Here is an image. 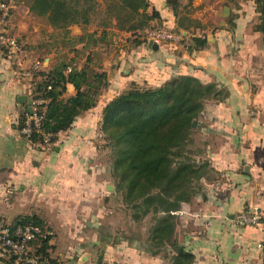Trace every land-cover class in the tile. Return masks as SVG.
<instances>
[{"label":"crops","instance_id":"obj_1","mask_svg":"<svg viewBox=\"0 0 264 264\" xmlns=\"http://www.w3.org/2000/svg\"><path fill=\"white\" fill-rule=\"evenodd\" d=\"M13 3V29L26 45L39 31L30 8L20 0ZM223 6V12H215V23L209 20L208 27L196 30L209 39L203 49L190 52L178 39L155 40L158 48H154L151 38L135 47H121L117 54V49H111V65L104 60L109 86L97 105L78 115L50 147L30 141L19 128L21 111L30 100L34 68L29 67L39 60L34 46L26 45L20 59L0 49V216L13 222L35 214L48 229H68L83 222L79 216H69L89 212L93 195L96 204L104 195L93 163L98 162V128L105 104L131 80L159 84L189 73L203 82H215L223 94L210 98L198 118L202 148L196 157L207 166L197 181L200 186L194 184L195 192L178 211V240L194 254L193 264H264V230L235 221V214L254 201L263 199L264 204V31L257 27L259 12L243 3ZM163 10L162 16L171 24L169 9ZM69 28L71 35L85 30L76 23ZM56 54L53 50L44 59L43 68H50ZM24 68H29V75L21 74ZM74 92V85L68 83L65 95ZM24 95L25 101L20 100ZM88 166L93 173L86 172ZM55 237L50 240L53 257L66 264H97L94 252L103 238L81 236L64 247ZM125 244L108 240L99 262L115 264L117 258L124 262L119 264H168L170 260L164 252L153 254L135 242ZM0 264L8 262L0 259Z\"/></svg>","mask_w":264,"mask_h":264},{"label":"trees","instance_id":"obj_2","mask_svg":"<svg viewBox=\"0 0 264 264\" xmlns=\"http://www.w3.org/2000/svg\"><path fill=\"white\" fill-rule=\"evenodd\" d=\"M27 1L30 11L46 17L53 27L62 28L63 37H67L68 42L75 46L69 60L64 54V58L54 60L50 68L42 66L32 69L30 100L24 104L20 114L21 130L31 99L36 96L49 97L43 127L54 133V142L59 132L70 128L78 115L97 105L103 90L110 84L104 60L111 49H117V54L119 48L111 44V21L106 23L109 15L105 22L98 23L96 29L88 30L95 11V0ZM255 1L260 17L257 27L264 31V0ZM166 3L175 16L176 25L157 29L181 33L182 39L178 42L190 52L205 48L209 43L207 35L196 32L204 24L191 17L187 9L184 11L186 4L183 0H166ZM150 5L149 0H117L109 5L108 12L116 20L112 26L137 34L128 38L127 47L138 46L149 39L146 31L154 26L151 24L153 20L162 23L160 9L152 6L149 10ZM75 23L85 28L83 34H70L69 26ZM183 30H187V34H183ZM77 44H81V47ZM79 55H85L81 63L77 61ZM68 83L74 85L75 92L66 96ZM222 94L215 82H203L193 74L179 73L159 84L131 80L102 110L100 129L111 148L117 188L133 209L135 219L149 214L153 218L147 239L136 237L131 241H138L141 250L169 255L168 264L194 262V254L177 237L178 211L195 192L194 184L205 173L207 166L206 162L197 159L191 147L195 141L198 118L207 101L221 98ZM27 139L38 143L42 140L37 133ZM28 219H34L43 229H48L35 214L24 215L13 224ZM52 237L51 233L30 241L27 256L35 258L37 264H66L51 255Z\"/></svg>","mask_w":264,"mask_h":264},{"label":"rangeland","instance_id":"obj_3","mask_svg":"<svg viewBox=\"0 0 264 264\" xmlns=\"http://www.w3.org/2000/svg\"><path fill=\"white\" fill-rule=\"evenodd\" d=\"M25 5L29 7V2L27 0H22ZM114 1L117 2V0H95L94 6L95 11L92 13V22L89 24V27H95L98 25V23L105 22V19L110 16L109 21L107 20V24L110 23L109 29L113 32L112 33V46L114 48H123L126 49L128 46V38L134 37L130 31H123L119 30L117 28H114V25L116 23V20L114 16L111 18V13L108 12V7L111 3H114ZM150 1V7L149 10H151L152 6L158 5L160 11H162L164 8L169 9L170 18L172 19L171 24L169 22H166L168 20L165 16H162V23H158L156 20L152 21L153 27H149L146 31V35L149 38H152L154 36L153 32L158 31L157 28L162 27H175V16H172L171 9L166 5L163 4V1L166 0H149ZM155 1V2H153ZM228 3L230 7L234 6H240V3H243V6H248V9L251 11H257V3L255 0H183V3L186 4L184 11H187L189 15L195 19H199L204 25L205 28L208 27V23L210 25L209 20H212V23H215V12L221 13L223 12L222 8L224 7V3ZM155 3V5H153ZM187 9V10H186ZM165 11V10H163ZM258 12V11H257ZM31 13V19L34 20L36 23V31H39V35H37L32 41L33 42H26V45H32L34 46V49L36 50V57L41 59V61L44 62V59L47 57H50L51 53L55 48L58 50L57 54L52 58V61H56L58 58H64V54L67 55V60H69L71 54L74 51L72 48L73 46L70 42H68L67 37H63V29L62 28H56L53 27L49 22L48 19L44 16L38 15L30 11ZM28 13V14H30ZM174 19V21H173ZM204 21V22H203ZM208 21V22H207ZM35 33L33 32L32 35ZM140 37H142V34H139ZM164 40V39H163ZM181 40V39H178ZM70 41V40H69ZM78 47H81V44H77ZM73 55V54H72ZM85 55H79L77 58V61L79 63L83 62V58ZM114 56L111 57L109 55L106 60L109 61V64L111 65L112 60ZM104 60V57H103ZM50 61V59L46 60ZM54 61V62H55ZM148 81V80H146ZM143 83V82H142ZM98 146L100 148L98 157V162L93 163L94 169H97V173L99 175V178L102 179V189H103V198L98 201V204H96V200L94 198L91 199L93 201V204L90 205L92 209L88 212H81V213H72L69 216V219L76 218V216H79L81 221L78 225L71 226L68 229H49L54 236H56V241L61 242V246L67 247L69 245V241L75 240L78 237L81 236H89V237H96V238H103V240L100 242L98 250H96L95 257L93 261H96L97 264H105L104 260L99 262L100 259V253L104 250L105 243L113 240V242H126L127 244L129 242H135L138 247V241H131L132 238L140 237L141 240L147 239L148 233H149V227L153 222L152 215H146L145 217L137 220L133 217V209L130 208L127 203L124 201V196L121 190H118L117 183L118 179L114 175V169H113V161L111 158V148L108 145V141L106 136L103 135L102 130L100 129V125L98 128ZM195 141L193 145L191 146L193 149V154H201V136L199 133L198 128L195 130ZM90 170L91 167H86L87 170ZM93 173V168L89 171V173ZM109 185H112L113 188H109ZM196 186H200L199 182L195 183ZM92 185H89L88 190L89 192L92 191ZM93 192V191H92ZM95 194V193H94ZM105 238V240H104ZM58 244V243H57ZM125 244L124 247H128V245ZM59 245V246H60ZM139 248V247H138ZM139 249H137L138 252ZM163 254V252H161ZM115 258V262L117 264L124 263L123 261L120 262V260H117ZM115 263V264H116ZM107 264H110L107 262ZM113 264V263H111Z\"/></svg>","mask_w":264,"mask_h":264},{"label":"built area","instance_id":"obj_4","mask_svg":"<svg viewBox=\"0 0 264 264\" xmlns=\"http://www.w3.org/2000/svg\"><path fill=\"white\" fill-rule=\"evenodd\" d=\"M14 0H0V49L11 58H21L25 53L24 42L20 35L14 31L11 20L14 9ZM151 39L156 41L166 39H181L182 34L176 31L161 29L153 32ZM42 62L34 60L29 68H41ZM29 68L21 69V74H30ZM51 88V85L49 86ZM49 97L36 96L31 99L29 111L26 113L25 124L21 128L22 134L29 138L33 133L41 136L40 144L50 147L53 143V132L46 131L43 127L44 111L49 103ZM252 113H257L256 109ZM263 199H258L251 205L235 214V221L239 225H257L264 230V204ZM52 232L43 229L34 219L13 224L6 217L0 216V259L10 264H25V262L36 263L37 260L27 256L29 242L37 237H46Z\"/></svg>","mask_w":264,"mask_h":264},{"label":"water","instance_id":"obj_5","mask_svg":"<svg viewBox=\"0 0 264 264\" xmlns=\"http://www.w3.org/2000/svg\"><path fill=\"white\" fill-rule=\"evenodd\" d=\"M149 44L152 45L154 48H158V43L154 39H150ZM24 96H25L24 98L20 97V100L25 101L26 95ZM109 188H113L112 185H109Z\"/></svg>","mask_w":264,"mask_h":264}]
</instances>
